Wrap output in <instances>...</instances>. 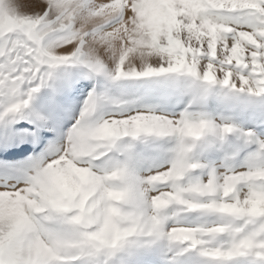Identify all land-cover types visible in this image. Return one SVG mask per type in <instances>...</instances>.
Listing matches in <instances>:
<instances>
[{
    "label": "snow or ice",
    "instance_id": "snow-or-ice-1",
    "mask_svg": "<svg viewBox=\"0 0 264 264\" xmlns=\"http://www.w3.org/2000/svg\"><path fill=\"white\" fill-rule=\"evenodd\" d=\"M0 264H264V0H0Z\"/></svg>",
    "mask_w": 264,
    "mask_h": 264
}]
</instances>
